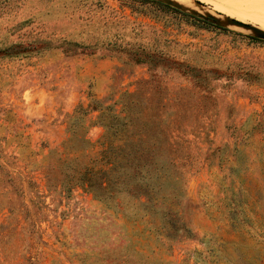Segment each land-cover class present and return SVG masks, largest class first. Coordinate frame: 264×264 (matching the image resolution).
Returning a JSON list of instances; mask_svg holds the SVG:
<instances>
[{
  "label": "rangeland",
  "instance_id": "1",
  "mask_svg": "<svg viewBox=\"0 0 264 264\" xmlns=\"http://www.w3.org/2000/svg\"><path fill=\"white\" fill-rule=\"evenodd\" d=\"M193 1L264 27V0ZM126 93L175 143L162 207L64 174L70 127L96 152ZM0 264H264V39L159 0H0Z\"/></svg>",
  "mask_w": 264,
  "mask_h": 264
},
{
  "label": "trees",
  "instance_id": "2",
  "mask_svg": "<svg viewBox=\"0 0 264 264\" xmlns=\"http://www.w3.org/2000/svg\"><path fill=\"white\" fill-rule=\"evenodd\" d=\"M125 96L121 112H112L111 107L99 109L96 118L104 132L99 140L101 148L96 152H90L91 144L82 137L79 140L87 144L72 147V140L80 136L70 127L71 135L64 141V148L77 154L72 158L71 171L64 174L71 184L86 188L99 199L119 198L125 193L137 199L145 198V207L152 200L162 207L165 200L172 203L179 197L172 190L162 195L160 191L162 182L169 177L160 164V155L172 154L175 143L161 118L134 111L132 93ZM167 205L172 209V205Z\"/></svg>",
  "mask_w": 264,
  "mask_h": 264
},
{
  "label": "water",
  "instance_id": "3",
  "mask_svg": "<svg viewBox=\"0 0 264 264\" xmlns=\"http://www.w3.org/2000/svg\"><path fill=\"white\" fill-rule=\"evenodd\" d=\"M159 1L164 2L168 5L173 6V7L179 8L181 10L189 11L194 15H197V16L204 18V19H208V20L213 21L219 25H229L230 24V25H236L239 27H243L245 29L252 31V33L256 37L264 39V29L261 27H258L256 25L246 23V22L240 21V20L232 18V17H226V20L222 21L210 12L201 13V12L179 2L178 0H159Z\"/></svg>",
  "mask_w": 264,
  "mask_h": 264
},
{
  "label": "bare ground",
  "instance_id": "4",
  "mask_svg": "<svg viewBox=\"0 0 264 264\" xmlns=\"http://www.w3.org/2000/svg\"><path fill=\"white\" fill-rule=\"evenodd\" d=\"M179 2H181V3H184V4H186V5H191V6H194V4H193V0H191V1H189V2H184V1H187V0H183V1H181V0H178ZM264 28V27H263Z\"/></svg>",
  "mask_w": 264,
  "mask_h": 264
}]
</instances>
